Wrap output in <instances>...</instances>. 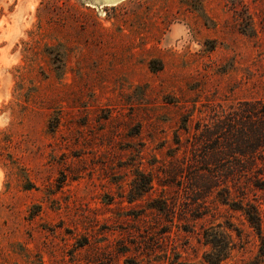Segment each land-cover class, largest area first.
I'll list each match as a JSON object with an SVG mask.
<instances>
[{
	"label": "rangeland",
	"instance_id": "rangeland-1",
	"mask_svg": "<svg viewBox=\"0 0 264 264\" xmlns=\"http://www.w3.org/2000/svg\"><path fill=\"white\" fill-rule=\"evenodd\" d=\"M216 224L264 264V0H0V264H207Z\"/></svg>",
	"mask_w": 264,
	"mask_h": 264
},
{
	"label": "trees",
	"instance_id": "trees-1",
	"mask_svg": "<svg viewBox=\"0 0 264 264\" xmlns=\"http://www.w3.org/2000/svg\"><path fill=\"white\" fill-rule=\"evenodd\" d=\"M138 176L143 178L138 195H141L148 190L150 178L145 174L138 172ZM222 203L227 204L230 208L240 211L248 223L259 233V216L256 206L250 202L238 203L229 199H221ZM227 229H230L228 226ZM204 243L209 246V250L204 252L203 261L207 264H219L226 259L231 250L234 248L230 234L222 227L221 224L211 225L203 230Z\"/></svg>",
	"mask_w": 264,
	"mask_h": 264
},
{
	"label": "water",
	"instance_id": "water-1",
	"mask_svg": "<svg viewBox=\"0 0 264 264\" xmlns=\"http://www.w3.org/2000/svg\"><path fill=\"white\" fill-rule=\"evenodd\" d=\"M103 2H106V3H113V2H116V1H119V0H102Z\"/></svg>",
	"mask_w": 264,
	"mask_h": 264
}]
</instances>
